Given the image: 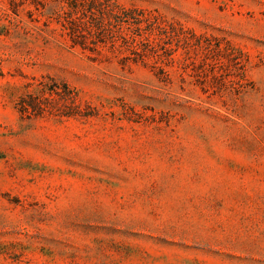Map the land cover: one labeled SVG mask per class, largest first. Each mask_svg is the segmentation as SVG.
<instances>
[{
  "label": "rangeland",
  "instance_id": "1",
  "mask_svg": "<svg viewBox=\"0 0 264 264\" xmlns=\"http://www.w3.org/2000/svg\"><path fill=\"white\" fill-rule=\"evenodd\" d=\"M0 264H264V0H0Z\"/></svg>",
  "mask_w": 264,
  "mask_h": 264
}]
</instances>
